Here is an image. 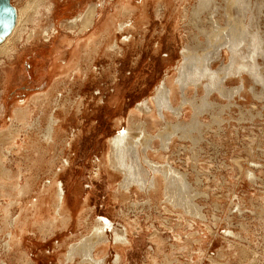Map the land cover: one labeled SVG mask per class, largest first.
<instances>
[{
    "label": "rangeland",
    "instance_id": "obj_1",
    "mask_svg": "<svg viewBox=\"0 0 264 264\" xmlns=\"http://www.w3.org/2000/svg\"><path fill=\"white\" fill-rule=\"evenodd\" d=\"M27 1L10 3L18 11ZM90 4L96 6L93 27L80 31L68 25ZM122 6L129 16L119 12ZM41 12L37 22H28L29 29L51 25L54 30L18 44L14 64L28 75L0 86V127L14 122V105L32 108L33 97L51 87L47 113L63 127L48 151L54 163L39 177L46 180L59 171L71 218L51 234L26 231L22 243L28 258L35 264H66L69 246L105 217L113 223L105 231V264H264V0H54L49 13ZM111 15L115 25L83 63L86 74L69 71L72 52L82 54ZM243 29L261 48L251 51L243 41L230 53L227 42ZM251 55L258 56L256 72L244 67L241 79L230 73L240 62L250 64ZM161 83L172 87L166 94L171 108L156 102L164 98L157 92ZM143 101L147 109L138 106ZM126 130L131 142L137 141L129 152L133 175L117 172L113 188L136 175L145 179L149 158L158 164L157 175L168 174L151 201L138 190L110 194L99 160L110 150L108 140ZM6 148L8 142L0 147L4 167L16 174L19 167L24 175L21 152L8 155ZM0 180H7L4 173ZM0 199L3 208L8 197L0 194ZM115 231L127 240L121 262Z\"/></svg>",
    "mask_w": 264,
    "mask_h": 264
},
{
    "label": "bare ground",
    "instance_id": "obj_2",
    "mask_svg": "<svg viewBox=\"0 0 264 264\" xmlns=\"http://www.w3.org/2000/svg\"><path fill=\"white\" fill-rule=\"evenodd\" d=\"M53 4L54 0H31V2H28L25 6L19 7L18 11L15 9L16 17L14 24L10 32L0 40V86L5 87L12 80L20 81L25 75H28L22 68L23 66L16 65L17 63L14 64L20 53L17 46L19 43L28 42L30 38L33 40L34 38L39 39V37H49L54 30L51 25L29 29L27 24L28 22H37L43 12H41V10H45L49 13ZM67 4L69 5V3ZM67 4L65 6H68ZM31 10L32 15L31 18H29L28 12H31ZM119 12L122 15L128 14L129 16L130 10L127 8L124 9L122 6L119 8ZM95 14L96 6L90 4L86 10H84L81 17L75 16L68 25H72V27L74 25L80 26V31H85L88 28L93 27L92 25L94 24ZM112 17L113 15L109 16L101 23V25H99L102 26L100 27L102 29V32H100L101 35L96 34V37L92 38L90 43H86V48L82 54L77 50L72 52V66L69 68L70 70L68 69L69 71L76 73L85 71L83 74H86L88 66L83 67V63L89 62L93 57L92 55H94L101 46L102 40H105V38L110 36V26L115 25ZM78 21L80 25H76V22ZM122 26L123 22H119L118 27L121 28ZM246 31V29H243V31L234 35L233 38L227 42L226 48L230 53L235 52L233 46L243 41H248L247 45L251 47V51L256 49L259 50L261 48L259 39L254 36H247ZM114 46L115 44L109 45L112 49H114ZM256 57L258 56H250V64L240 62L238 67L232 66L231 69H229L230 73L235 76L237 75L240 78L243 72L242 68L244 67L249 71H255L253 67L257 61ZM203 60H207L205 59V56L203 57ZM33 62L34 61L32 60L31 64H33ZM36 66H38V64ZM31 71L37 70L32 67ZM171 90L172 87H167L164 83H161L160 87L157 89V92L163 94L164 98L156 102L161 103L164 109L171 108L170 102L168 101L169 99L166 96L167 92H170ZM51 97V87H49L46 91L33 97L34 99L31 103L32 108L28 105H14L12 108V120L14 122L11 121L7 126L2 123V126L0 127V147L4 142H8L9 148H6L5 152L8 155H11L12 152H14L17 156H19L21 152L26 160V172L21 176L19 167L16 169V171H19L17 174L12 173L14 168L6 169L4 167L3 163H5L4 160L7 158L4 155L0 158V174L4 173L7 178L5 182L0 180V194L8 197L3 208H0L2 210V212H0V222L2 227L0 229V242H2L1 246L7 259V262L3 264H35L28 258V253L23 247V234L26 231H33L36 229L42 235L51 234L54 233L56 229L64 227L67 219L71 218L70 213L65 209L64 205L63 185L61 182L57 181L59 171H54L50 173V175L48 174L46 180H41V177H39V173L45 165L51 167L54 163L53 158L48 157V151L50 150V146L55 143L56 135L59 134V129L63 127L61 122V124L58 125V120L56 119L57 116L55 117L51 112L49 114L47 113V107L51 103L50 100L53 99ZM147 102L148 101H143L138 106L147 109ZM78 106H80V104H78L77 107ZM40 120H45V126L42 125V128H40ZM61 120L63 121V119ZM17 139L20 141L18 142ZM136 142L137 141L131 142L127 130L124 134L118 133L114 135L108 140V148L110 150L105 157L103 156L102 159L99 160V162L102 163L101 167L109 177V184L112 189L110 194L112 196H124L125 194L131 193V191L138 190L145 196L149 197V201H151L156 198V195L154 194H157V192L159 193V190L162 188V180L166 179L168 174L160 169L162 172L157 175V168H159L158 164L149 158L144 159L150 168V172L145 179L136 175L131 179L128 178L120 181L119 184L113 188L112 182L116 180L118 175L117 172L122 174L126 172L129 177L133 175L132 169L134 165L129 159V152L132 149V145H135ZM66 162L68 163L69 161L66 160ZM60 166L61 167L58 168L59 170L63 167L62 163ZM107 167L112 170L110 171ZM159 176H161L162 179H160ZM22 178L23 182H21ZM173 201H175V199H173ZM9 207H14L15 212H9ZM81 218L82 217H80L79 220L80 223H82ZM84 224H88L86 219L84 220ZM91 224L92 227L89 228V234L82 237L77 243H72L69 246L67 253L64 256L66 264L106 263V254L109 248V243L105 237V231L107 226L112 228L113 223L108 218L100 217L95 219ZM120 236L121 234L115 231L114 237L117 242L115 247L118 248V253L116 254L117 261H120L122 256V245L127 242L123 235L121 236L123 238ZM95 250L97 251V257H94V254L92 255ZM75 257H79L80 260L75 261Z\"/></svg>",
    "mask_w": 264,
    "mask_h": 264
},
{
    "label": "water",
    "instance_id": "obj_3",
    "mask_svg": "<svg viewBox=\"0 0 264 264\" xmlns=\"http://www.w3.org/2000/svg\"><path fill=\"white\" fill-rule=\"evenodd\" d=\"M16 17L10 0H0V40L10 32Z\"/></svg>",
    "mask_w": 264,
    "mask_h": 264
}]
</instances>
